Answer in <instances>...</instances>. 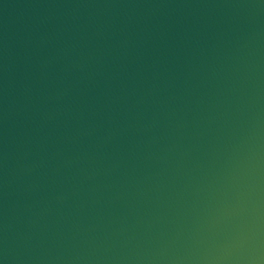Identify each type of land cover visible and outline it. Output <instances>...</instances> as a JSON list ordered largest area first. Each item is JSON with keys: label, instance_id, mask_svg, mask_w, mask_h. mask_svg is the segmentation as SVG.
<instances>
[{"label": "water", "instance_id": "water-1", "mask_svg": "<svg viewBox=\"0 0 264 264\" xmlns=\"http://www.w3.org/2000/svg\"><path fill=\"white\" fill-rule=\"evenodd\" d=\"M0 264H264V0H0Z\"/></svg>", "mask_w": 264, "mask_h": 264}]
</instances>
